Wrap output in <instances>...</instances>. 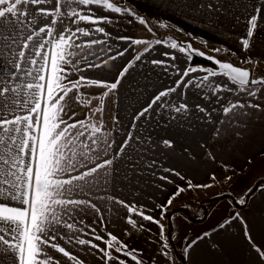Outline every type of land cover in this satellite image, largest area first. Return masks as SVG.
Instances as JSON below:
<instances>
[{"label":"crops","instance_id":"obj_1","mask_svg":"<svg viewBox=\"0 0 264 264\" xmlns=\"http://www.w3.org/2000/svg\"><path fill=\"white\" fill-rule=\"evenodd\" d=\"M81 1L0 0V264H264V186L185 203L264 167V80L182 44L254 76L264 0Z\"/></svg>","mask_w":264,"mask_h":264},{"label":"rangeland","instance_id":"obj_2","mask_svg":"<svg viewBox=\"0 0 264 264\" xmlns=\"http://www.w3.org/2000/svg\"><path fill=\"white\" fill-rule=\"evenodd\" d=\"M79 1V5L80 2H82L81 0ZM85 6L87 4H84ZM145 26H148L149 23L148 22H144L143 23ZM258 36H254V40L257 38ZM261 162V160L257 161L254 165H252L253 168H250L246 173H239L235 176H222V178L220 179V181H216L215 184H211L210 185V192L209 194H207V200L205 201L206 205H205V210L202 207V203L203 200L201 201H193L190 202L189 198L188 200L185 202L188 204V208L191 209L190 213L195 214L196 216H201L202 214H205L206 218H209V220L214 221L215 219L219 218V215H215L214 214V207L212 206V204H216L218 202H227V203H233L235 201L236 198H238L239 202H243V200H241V197L243 195L244 192H250L251 188L253 187H260V186H264V180H261L260 178H264V167L260 166L259 168H256L258 166V164ZM256 166V167H255ZM249 192L247 193L248 195ZM234 194L233 196L236 197L235 199H233V197L230 194ZM230 195V196H229ZM246 202V201H245ZM200 206V207H199ZM199 209V211H198ZM186 214H178L177 216H175L172 221L177 220L179 217L184 216ZM213 217V218H212ZM207 225H210L207 223ZM169 241L170 244H168L167 242L165 243V246L167 245V247L170 248V245H176L174 238H171V229H169ZM175 237V235H174ZM173 239V242H172ZM127 247V251L126 253L129 256L130 251L132 250V247L130 246L129 243L126 244ZM154 251V250H153ZM160 251V250H159ZM158 251V252H159ZM158 252H154V254H157ZM167 253H174L173 249L167 250V252L165 253L167 255ZM178 260V258H177ZM178 263L179 260H178Z\"/></svg>","mask_w":264,"mask_h":264},{"label":"water","instance_id":"obj_3","mask_svg":"<svg viewBox=\"0 0 264 264\" xmlns=\"http://www.w3.org/2000/svg\"><path fill=\"white\" fill-rule=\"evenodd\" d=\"M182 44L187 46L193 55L209 62L211 64L209 68L214 73H225L232 81L241 86H246L252 81L253 71L250 68L237 66L230 61H223L201 49L195 48L191 42H182Z\"/></svg>","mask_w":264,"mask_h":264},{"label":"trees","instance_id":"obj_4","mask_svg":"<svg viewBox=\"0 0 264 264\" xmlns=\"http://www.w3.org/2000/svg\"><path fill=\"white\" fill-rule=\"evenodd\" d=\"M194 61L195 62H199L202 64H205L207 66H211V64L209 62H206L205 60H203L202 58H200L197 55L193 56ZM254 80H264V70L262 69H255L254 70V76H253ZM178 260H179V264H185V259L183 258V256L181 254L178 255Z\"/></svg>","mask_w":264,"mask_h":264}]
</instances>
